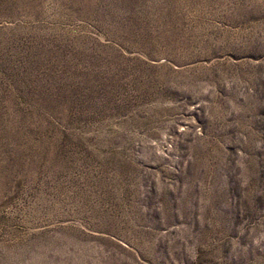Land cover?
Returning <instances> with one entry per match:
<instances>
[{
    "label": "rangeland",
    "instance_id": "obj_1",
    "mask_svg": "<svg viewBox=\"0 0 264 264\" xmlns=\"http://www.w3.org/2000/svg\"><path fill=\"white\" fill-rule=\"evenodd\" d=\"M0 264H264V0H0Z\"/></svg>",
    "mask_w": 264,
    "mask_h": 264
}]
</instances>
